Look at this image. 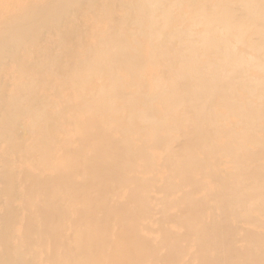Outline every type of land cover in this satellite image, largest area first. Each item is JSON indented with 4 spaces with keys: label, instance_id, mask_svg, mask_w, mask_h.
Returning a JSON list of instances; mask_svg holds the SVG:
<instances>
[{
    "label": "bare ground",
    "instance_id": "bare-ground-1",
    "mask_svg": "<svg viewBox=\"0 0 264 264\" xmlns=\"http://www.w3.org/2000/svg\"><path fill=\"white\" fill-rule=\"evenodd\" d=\"M0 264H264V0H0Z\"/></svg>",
    "mask_w": 264,
    "mask_h": 264
}]
</instances>
